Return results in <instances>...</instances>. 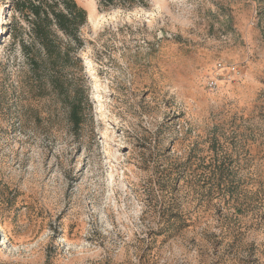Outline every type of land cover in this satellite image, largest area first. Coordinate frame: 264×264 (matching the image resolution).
I'll return each instance as SVG.
<instances>
[{
  "label": "rangeland",
  "instance_id": "1",
  "mask_svg": "<svg viewBox=\"0 0 264 264\" xmlns=\"http://www.w3.org/2000/svg\"><path fill=\"white\" fill-rule=\"evenodd\" d=\"M25 1L0 0V264H264V0H75L82 44L32 90Z\"/></svg>",
  "mask_w": 264,
  "mask_h": 264
},
{
  "label": "trees",
  "instance_id": "2",
  "mask_svg": "<svg viewBox=\"0 0 264 264\" xmlns=\"http://www.w3.org/2000/svg\"><path fill=\"white\" fill-rule=\"evenodd\" d=\"M21 4L23 16L28 20L29 39H19L20 49L27 68L26 78L35 82L32 90L38 88L43 79L56 82L49 72L69 59L64 41L82 44L78 32L86 22V12L75 0H28ZM65 99L68 100L67 95ZM79 107V103L70 102L69 115L74 125L79 123Z\"/></svg>",
  "mask_w": 264,
  "mask_h": 264
},
{
  "label": "built area",
  "instance_id": "3",
  "mask_svg": "<svg viewBox=\"0 0 264 264\" xmlns=\"http://www.w3.org/2000/svg\"><path fill=\"white\" fill-rule=\"evenodd\" d=\"M221 66L220 65H218V69L217 70H221ZM219 75H217V76H215V78L216 77H218ZM220 77V76H219ZM216 85H217V81H214V80H212V81H210L209 82V88H212V89H214L215 87H216Z\"/></svg>",
  "mask_w": 264,
  "mask_h": 264
}]
</instances>
